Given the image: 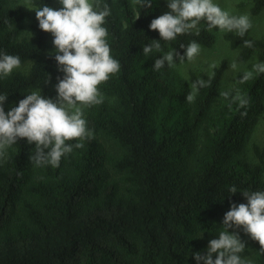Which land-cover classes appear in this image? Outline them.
<instances>
[{
    "label": "trees",
    "instance_id": "16d2710c",
    "mask_svg": "<svg viewBox=\"0 0 264 264\" xmlns=\"http://www.w3.org/2000/svg\"><path fill=\"white\" fill-rule=\"evenodd\" d=\"M53 1L32 4L56 9ZM250 1L251 14L259 15L264 0ZM101 3L110 7L104 27L120 70L99 86L104 102L87 108L93 135L58 167L36 166L29 159L35 145L26 139L0 159V264H197L195 254L208 249L204 237L221 230L232 204L247 203L242 193L264 191V146L254 145L255 163L244 155L264 112V74L244 83L239 75L232 99L215 112L227 62L212 74L192 71L190 82L207 86L189 103L188 85L164 83V67L156 71L154 62L173 49L183 56L180 46L192 41L212 47L214 30L204 22L198 35L193 30L161 41L162 51L145 56L143 46L161 39L150 23L163 1L152 0L151 8L133 0ZM25 18L10 0H0V53L29 66L0 78L5 114L33 91L55 100L64 75L57 71L52 35L40 30L35 15L27 36ZM224 38L232 49L242 48L240 61L258 52L264 58V40L253 38L250 29L243 37L232 32ZM245 40L253 46L245 47ZM237 96L248 103L241 106ZM259 252L252 240L240 256L264 264Z\"/></svg>",
    "mask_w": 264,
    "mask_h": 264
},
{
    "label": "clouds",
    "instance_id": "9594fccd",
    "mask_svg": "<svg viewBox=\"0 0 264 264\" xmlns=\"http://www.w3.org/2000/svg\"><path fill=\"white\" fill-rule=\"evenodd\" d=\"M58 2L62 6L58 10L44 4L33 10L40 30L53 37L57 71L64 74L62 79L58 78L57 97L48 99L42 96L41 90L33 91L5 114L3 104L7 96L0 95V159L18 139H26L30 145H35V154L29 159L36 166L48 164L58 167L63 156L70 154L73 148H82L83 141L93 135L87 128L84 109L104 102L99 86L120 70L119 62L111 56L108 30L104 27L111 14L109 5L102 4L101 0ZM133 2L152 7V0ZM26 3L28 7H34L31 0H26ZM167 6L170 11L150 23V30L158 32L161 39L143 46L145 56L154 50L162 51L161 41H173L178 36L191 34L193 30L198 35L202 21L206 22L208 31L235 32L241 37L253 26L247 14L232 15L214 0H167ZM244 46L250 48L253 45L245 40ZM180 47L184 49L183 56L175 49L168 51L155 60L154 70L159 71L165 65L172 67L176 60L191 62L201 51L195 41ZM20 65L18 56L0 53V78L8 77ZM230 67L236 70L238 65L233 61ZM254 74H264V63L253 64L250 71L244 72L240 82L252 79ZM206 86L203 80L193 83L187 102H193L198 88ZM220 95L228 99L230 93L225 91ZM233 99L239 100L241 106L248 103L239 96ZM72 141L77 142L72 144ZM229 192L235 194L237 189L231 187ZM242 195L247 203L232 204L224 216L219 238L209 242L206 254H195L197 264H251L241 258L245 245L236 233H229L233 228H242L245 234L258 242L259 253L264 255V191H245Z\"/></svg>",
    "mask_w": 264,
    "mask_h": 264
},
{
    "label": "rangeland",
    "instance_id": "374dc122",
    "mask_svg": "<svg viewBox=\"0 0 264 264\" xmlns=\"http://www.w3.org/2000/svg\"><path fill=\"white\" fill-rule=\"evenodd\" d=\"M163 1L162 12L158 15L161 16L165 13H168L170 9L167 6V0ZM215 3L219 4L220 7L224 10H227L232 15H243L247 14L250 17L252 22V28L250 29V34L253 38L264 40V9L263 11L254 16L250 12L251 1L250 0H214ZM32 4V0H31ZM10 5L14 8L21 9L24 11L26 18L23 23L24 32L27 36H32L30 32V25L32 24L35 18V7H28L26 0H10ZM33 5V4H32ZM53 5L56 9H60L62 6L59 4L58 0L53 1ZM157 17V18H158ZM205 21L201 22L202 26ZM199 26V27H200ZM216 34L217 40L212 47H203L200 46L201 51L199 55L191 62L184 61L183 63L174 64L172 67L165 65L163 69V76L161 80L164 83H169L174 86L179 85H188L189 93L192 92V83L190 82L189 74L194 71L197 73L212 74L215 67L219 66L222 61L227 62V70L224 75L221 90L216 98L214 104V111L217 112L221 105L226 101L232 99V93L237 86L238 76L244 74L245 71H250L252 65L255 63H264V58H261L260 53L254 54V56L248 61L242 62L239 60V55L242 51V48L232 49L229 42L225 40V35L228 33H222L218 29H213ZM235 61L238 65L236 70H233L230 65ZM29 66H20L18 69L14 70H27ZM258 75V74H254ZM228 91L230 96L228 99H224L220 93ZM263 111H264V100H263ZM14 108L13 105L8 106L10 111ZM87 118V108L84 109V119ZM259 145V147L264 146V112L258 117L256 125L249 133L246 148L244 155L251 162H257V157L255 158L253 147L254 145ZM230 234L236 233L241 242L244 243L245 249H249L252 243V239L249 235L245 234L244 231H239L234 229L229 231ZM219 238V232L213 236L204 237L205 241L209 242L213 239ZM247 261H250L247 259Z\"/></svg>",
    "mask_w": 264,
    "mask_h": 264
}]
</instances>
